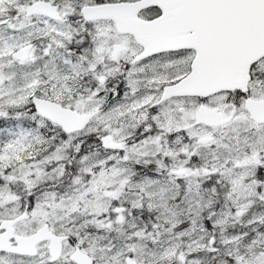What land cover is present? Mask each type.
<instances>
[{
  "label": "snow or ice",
  "instance_id": "snow-or-ice-1",
  "mask_svg": "<svg viewBox=\"0 0 264 264\" xmlns=\"http://www.w3.org/2000/svg\"><path fill=\"white\" fill-rule=\"evenodd\" d=\"M0 264H264V0H0Z\"/></svg>",
  "mask_w": 264,
  "mask_h": 264
}]
</instances>
